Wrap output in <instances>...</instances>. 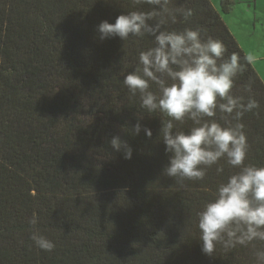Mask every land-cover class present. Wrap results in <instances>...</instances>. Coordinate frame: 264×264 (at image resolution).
I'll use <instances>...</instances> for the list:
<instances>
[{"label":"trees","instance_id":"obj_1","mask_svg":"<svg viewBox=\"0 0 264 264\" xmlns=\"http://www.w3.org/2000/svg\"><path fill=\"white\" fill-rule=\"evenodd\" d=\"M231 4L220 0L221 13ZM169 7L194 10L169 30L198 27L241 57L233 93L251 83L259 102L242 118L245 163L264 165L263 80L211 0ZM132 10L151 9L132 0H0V264H255L252 246L201 252L197 212L236 169L221 161L222 174L213 166L182 182L163 172L170 154L160 118L143 113L123 84L153 39L101 41L95 27ZM138 119L151 137L132 132ZM113 136L131 146V159L111 147ZM34 213L51 252L30 239Z\"/></svg>","mask_w":264,"mask_h":264},{"label":"clouds","instance_id":"obj_2","mask_svg":"<svg viewBox=\"0 0 264 264\" xmlns=\"http://www.w3.org/2000/svg\"><path fill=\"white\" fill-rule=\"evenodd\" d=\"M132 2L147 4L151 10L122 12L114 22L102 20L95 27L101 41L153 39L123 76V84L133 96L139 95L143 113L160 118L161 139L170 154L163 172L182 182L202 180L213 166L222 174L221 161L236 169L218 183L212 198L197 212L201 252L214 257L218 245L225 252L252 246L255 264H264V247L255 246L264 242V165L245 163L249 144L242 122L245 113L259 108V102L251 83L240 95L233 93L236 78L245 71L241 57L228 54L221 40L204 38L198 27L167 28L169 23L190 21L192 8L172 9L171 0ZM218 113L222 114L219 120ZM186 121H191L187 132L177 129ZM141 131L152 136L138 119L132 132ZM109 143L122 151L124 159H131L133 150L127 141L113 136ZM38 222L34 213L28 221L34 229L30 239L40 250L51 252L55 243L40 233Z\"/></svg>","mask_w":264,"mask_h":264},{"label":"rangeland","instance_id":"obj_3","mask_svg":"<svg viewBox=\"0 0 264 264\" xmlns=\"http://www.w3.org/2000/svg\"><path fill=\"white\" fill-rule=\"evenodd\" d=\"M230 1L232 4L229 12L227 14H222L220 0H211V2L216 5V11L220 13L223 20L227 18L228 23L226 25L244 54L249 58H260L264 56V51L260 53V51L255 48L256 44L253 43V40L264 41V0ZM252 12H259L257 13L256 19L253 17ZM253 24H256V31H253ZM252 65H256L259 73L264 77V58L256 59Z\"/></svg>","mask_w":264,"mask_h":264},{"label":"crops","instance_id":"obj_4","mask_svg":"<svg viewBox=\"0 0 264 264\" xmlns=\"http://www.w3.org/2000/svg\"><path fill=\"white\" fill-rule=\"evenodd\" d=\"M212 3V5L214 6V8L216 9V5L213 3V2H211ZM257 13H259V12H252V14H253V17L256 19V16H257ZM264 15V14H263ZM224 22L227 24L228 22H227V18H225L224 19ZM264 28V27H263ZM253 31H256V24H253ZM258 39V38H257ZM253 43L254 44H256V47L255 48H257V50L258 51H260V53L262 52V51H264V41L262 42V41H260V40H253ZM260 53H259V55H260ZM258 55V56H259ZM247 56V55H246ZM247 58H249L248 56H247ZM262 58H264V56H262V57H260V58H258V57H253V58H251V60H250V62H251V64H253V62L256 60V59H262ZM253 67H254V69H255V71L257 72V74L260 76V78L263 80V82H264V77H263V75L261 74V73H259V71H258V69H257V67H256V65H252Z\"/></svg>","mask_w":264,"mask_h":264}]
</instances>
